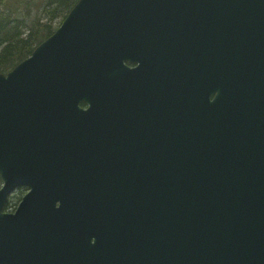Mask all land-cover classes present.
<instances>
[{"label":"water","instance_id":"95a60500","mask_svg":"<svg viewBox=\"0 0 264 264\" xmlns=\"http://www.w3.org/2000/svg\"><path fill=\"white\" fill-rule=\"evenodd\" d=\"M121 51L169 64L134 123L161 141L76 111L117 103ZM0 178V264H264V0H79L0 74Z\"/></svg>","mask_w":264,"mask_h":264},{"label":"flooded vegetation","instance_id":"af4514ba","mask_svg":"<svg viewBox=\"0 0 264 264\" xmlns=\"http://www.w3.org/2000/svg\"><path fill=\"white\" fill-rule=\"evenodd\" d=\"M129 38H133L132 44L145 42V39L132 36L120 40V43L124 44ZM123 65L125 69L120 68L118 71L117 104H105L101 106L104 109L103 112L94 114L106 134L102 141L116 139L117 127L119 133H122L124 129V131L131 132L139 110L148 114L149 117L158 116L155 111L156 107L162 106L163 108L167 104L168 79L171 72L167 61L158 62L152 60V57L142 59L130 55L124 60ZM125 76L130 78L129 84L124 79ZM79 107L81 112H78V115H87L85 111L89 108L88 104H80ZM112 109L117 112H112ZM154 121H157V117ZM153 125L156 126L157 123ZM76 127L77 131L82 129Z\"/></svg>","mask_w":264,"mask_h":264},{"label":"trees","instance_id":"16d2710c","mask_svg":"<svg viewBox=\"0 0 264 264\" xmlns=\"http://www.w3.org/2000/svg\"><path fill=\"white\" fill-rule=\"evenodd\" d=\"M77 0H0V73L27 58ZM7 202L4 210H9Z\"/></svg>","mask_w":264,"mask_h":264},{"label":"rangeland","instance_id":"374dc122","mask_svg":"<svg viewBox=\"0 0 264 264\" xmlns=\"http://www.w3.org/2000/svg\"><path fill=\"white\" fill-rule=\"evenodd\" d=\"M24 194H25V192L23 190L22 191L17 190L13 193V195L9 199V204H10L9 210H11L15 207L14 204L16 205L18 203L19 198L22 197V195H24Z\"/></svg>","mask_w":264,"mask_h":264}]
</instances>
